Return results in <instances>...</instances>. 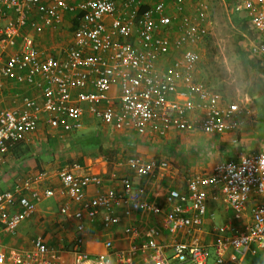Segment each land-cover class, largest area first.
I'll use <instances>...</instances> for the list:
<instances>
[{
	"label": "built area",
	"instance_id": "1",
	"mask_svg": "<svg viewBox=\"0 0 264 264\" xmlns=\"http://www.w3.org/2000/svg\"><path fill=\"white\" fill-rule=\"evenodd\" d=\"M149 1L124 0L120 6L114 0H0V167L10 148L41 124L72 133L82 128L86 112L117 130L144 134L152 126L161 136L171 128L210 135L248 126V101H228L196 81L202 56L195 48L208 34L209 4ZM239 1L236 10L250 15L251 28L262 37L250 51L264 65V0ZM190 3L196 17L188 12ZM67 12L78 22L72 43L58 55L41 51L31 32H57ZM174 24L179 35L170 38L165 33ZM128 163L140 177L168 167L138 158ZM46 177L40 173L0 192V234L14 233L36 214L42 200L60 194L69 201L60 208L61 222L75 224L72 243L51 245L38 236L32 250H0V264H61L66 254L73 257L72 264H137L138 258L144 264H208L212 256L214 264H244L227 258L229 248L241 255L256 249L264 253V152L189 177L185 190L167 192L168 208L149 200L146 186L135 187L127 179L120 192L102 190L104 179L81 173L79 164L60 170V187L34 190ZM91 186L98 188L95 197L87 194ZM206 188L221 193L236 220L251 198H260L249 225L231 226L228 239L223 237L227 228H219L212 253L199 236L208 214ZM136 215L153 221L142 229H124L130 246L117 249L108 238L105 253L90 256L85 249L89 224L101 217L109 234ZM165 233L169 240L162 242Z\"/></svg>",
	"mask_w": 264,
	"mask_h": 264
},
{
	"label": "crops",
	"instance_id": "2",
	"mask_svg": "<svg viewBox=\"0 0 264 264\" xmlns=\"http://www.w3.org/2000/svg\"><path fill=\"white\" fill-rule=\"evenodd\" d=\"M114 1L121 6L124 0ZM152 1L159 0H150L149 3ZM239 4L238 0L237 8L241 6ZM148 6L149 4H145L144 7ZM238 13L249 17L250 25V15L242 8L238 10ZM77 25L75 14L67 12L64 16L63 26L57 32L47 30L44 33L34 31L31 33L34 34L35 43L41 51L58 55V52L66 45L72 43V32ZM254 31L252 29L253 40L249 43V54L258 62L259 60L253 57L250 46L251 43L257 42L262 37ZM165 34L173 38L178 36L179 32L174 24L166 30ZM209 35L210 28H208L207 36ZM64 40L67 43H64ZM198 46L195 49L200 53ZM196 81L200 82L197 76ZM255 84V87L260 86L261 89H264V86L259 84V80ZM115 91L118 93L117 88ZM263 105L264 97L262 96L258 97L255 102H250L249 106L253 113L244 130L210 135L200 131H179L171 128L161 136L152 126L148 127L144 134H140L134 129L117 130L111 125L103 124L86 112L81 129L89 131L94 138L90 148L84 146L83 137L73 138L72 133L77 131L67 134L61 129H54L43 123L35 133L18 141L13 146L14 148L7 153L5 163L0 167V192L18 185L22 186L26 180L40 173H46L47 177L42 183L33 185L34 190L41 191L47 187L58 188L60 187L58 178L60 170L70 167L72 164H79L81 173L98 175L104 179L102 190L113 189L120 192L122 190L121 181L127 179L135 187L146 186L149 190V200L166 206L167 192L170 189L185 190L186 180L189 177L208 175L219 163L229 160L238 161L242 157L264 152ZM132 158L142 159L144 162L154 161L158 164L166 162L168 167L158 170L153 177H140L129 166L128 162ZM97 192L98 188L95 186H91L87 190L89 197H95ZM205 192L208 214L199 236L202 242L209 246L212 253L211 245L218 236L219 228H227L223 237L228 239L231 236L230 228H243L249 225L252 221V209L260 198H251L241 220H236L233 211L224 202L219 191L206 188ZM68 202V198L60 194L54 198L42 200L36 214L24 221L14 233L2 232L0 234V250L9 252L14 249L32 250L33 240L38 236L43 237L51 245L63 243L66 247L70 246L75 233V224H64L61 222L64 219L60 214V208ZM166 207L168 208V206ZM152 221L151 216L139 217L136 215V218L133 217L132 220L123 219L107 234L101 223L102 218L98 217L89 224L85 249L91 257L103 254L106 250L104 244L108 238L113 239L117 249L126 248L130 246V240L124 229L129 225L142 229ZM60 223L66 226L65 229H62ZM168 240L169 236L165 233L161 241L167 242ZM142 241V239H137L136 243ZM226 256L244 264H264V253L257 249L254 253L248 252L246 255H241L229 248ZM211 260V264H214L213 256L208 264ZM72 261L73 257L66 254L63 256L61 264H72ZM136 263L144 264L142 258H138Z\"/></svg>",
	"mask_w": 264,
	"mask_h": 264
},
{
	"label": "rangeland",
	"instance_id": "3",
	"mask_svg": "<svg viewBox=\"0 0 264 264\" xmlns=\"http://www.w3.org/2000/svg\"><path fill=\"white\" fill-rule=\"evenodd\" d=\"M204 1L209 4L210 37L198 46L202 60L196 72L197 79L211 89L220 92L228 101L244 100L250 104L258 97H264V89L258 85V88L255 87L258 80L259 84L264 86V74L247 65L248 60L256 63L249 54V43L253 37L246 35L240 39L241 29L234 28L230 21L231 17L238 13L236 10L238 0ZM189 6L190 4L187 9L191 17H196L193 13L194 9ZM239 14L245 16L243 13ZM247 24L249 30L252 31L249 23ZM65 42L67 43L66 40ZM72 134L73 138L83 137V144L86 148L92 147L94 138L89 131L81 129Z\"/></svg>",
	"mask_w": 264,
	"mask_h": 264
},
{
	"label": "trees",
	"instance_id": "4",
	"mask_svg": "<svg viewBox=\"0 0 264 264\" xmlns=\"http://www.w3.org/2000/svg\"><path fill=\"white\" fill-rule=\"evenodd\" d=\"M209 8V7H208ZM234 11H236V10H234ZM237 12V11H236ZM209 18H210V12H209ZM248 18L249 17H243V16H241L239 13H235L232 17H231V19H230V21H231V24H232V26L234 27V28H237V29H241V33L239 34V37H240V39H243L244 38V36H246V35H249L250 37H252L253 36V32L252 31H250L249 30V28H248ZM250 20V19H249ZM208 37H210V35L209 36H207V37H205L204 39L207 41V39H208ZM204 40V41H205ZM201 63V62H200ZM247 65L248 66H252L253 68H255V69H257V71L258 72H261V73H264V65L261 63V62H253V61H250V60H248L247 61ZM198 70V69H197ZM18 143V142H17ZM22 144V143H21ZM19 146V145H18ZM14 147H11L10 148V150L11 149H13ZM15 149H17V148H15ZM14 149V150H15ZM112 161V160H111Z\"/></svg>",
	"mask_w": 264,
	"mask_h": 264
}]
</instances>
